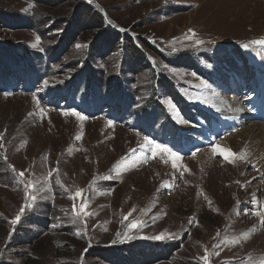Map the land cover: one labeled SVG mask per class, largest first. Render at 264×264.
<instances>
[{
    "label": "rangeland",
    "instance_id": "374dc122",
    "mask_svg": "<svg viewBox=\"0 0 264 264\" xmlns=\"http://www.w3.org/2000/svg\"><path fill=\"white\" fill-rule=\"evenodd\" d=\"M0 12V49L48 68L31 93L0 91V264H264V0H0ZM99 30L111 37L97 53ZM20 172L43 190L26 192Z\"/></svg>",
    "mask_w": 264,
    "mask_h": 264
},
{
    "label": "trees",
    "instance_id": "16d2710c",
    "mask_svg": "<svg viewBox=\"0 0 264 264\" xmlns=\"http://www.w3.org/2000/svg\"><path fill=\"white\" fill-rule=\"evenodd\" d=\"M37 1V0H36ZM76 10L73 11L70 15V21H72V24H76L78 20H82V12L84 9H88L84 7V5H79L75 8ZM1 13V12H0ZM1 19H8L10 17L9 15L2 13ZM91 17L93 20H95L96 25L99 27L102 25V22L100 18L92 11L90 13ZM0 19V20H1ZM90 19V18H89ZM8 20H5V22L0 23V25H7L6 23ZM88 23V22H85ZM91 25V24H90ZM89 25V27H90ZM88 30V28H87ZM105 30H99V32L93 37L94 38V45L92 43V47L95 48L93 52L100 53L103 51L104 43H110V37L105 38ZM119 40L118 37H113L114 44ZM105 41V42H104ZM72 43V36L69 35L68 40L64 41V46H61L58 49H53L51 48L47 54H50L48 59L46 58L47 54L45 55V63H48V66L50 64L57 62L63 53L68 50L70 44ZM16 50L9 48V49H0V91H5L8 89H19L20 92H25V93H31L33 92L34 89L38 88L41 86V82H43L46 79V71L44 69L37 70L33 65H29L26 63L22 58H20L17 53H15ZM23 52V51H22ZM21 52V53H22ZM84 69V73H85ZM44 72V73H42ZM45 77V78H44ZM77 80V77L75 78V81ZM16 81L18 83H16ZM39 252V251H38ZM90 253V252H89ZM94 253H97L94 251ZM96 257L98 254H95ZM36 264V262L34 263Z\"/></svg>",
    "mask_w": 264,
    "mask_h": 264
},
{
    "label": "snow or ice",
    "instance_id": "6c2138e0",
    "mask_svg": "<svg viewBox=\"0 0 264 264\" xmlns=\"http://www.w3.org/2000/svg\"><path fill=\"white\" fill-rule=\"evenodd\" d=\"M190 31H191V30H190ZM194 36H195V33H192V37H194ZM192 37H188V36H186L185 38H186V39H192ZM39 43H40V38L37 36V37H36V42L33 44V47H37V46L39 45ZM203 43H204L203 40H198V39L195 40V44H196V45H202ZM79 47H80V45H77V48H79ZM244 47H247V45H244ZM175 50H176V49L173 48V51H175ZM47 83H48L47 81L44 82L45 85H47ZM37 103H39V102H37ZM168 103H169V107H174V106L171 104L170 101H169ZM41 111H43V109H41ZM65 115H76L77 118L80 119V120H84V119H86V117L81 116V115H79L78 113H75V112H72V113H65ZM0 138H2V137H0ZM77 139H80V137L78 136ZM0 147H3V145L0 144ZM140 148H142V149H147L148 151L153 152V153H154L155 149H161V150H163V151H165V152L170 153V154L172 155V157H173V167L176 166V165H175V161H176V160H180V157H179L176 153H172V152H171V149H168V148H166V147H164V146H162V145L156 144L153 140H150V139H148L147 137L144 138V141H143V143L140 145ZM133 151H135V150H133ZM213 151L215 152V151H217V149H213ZM228 153H229V155H232V156L237 155V154H235V153H232L231 150H228ZM221 154H223V152H221ZM228 158H229V156L226 155V156H225V159H228ZM4 159L7 160V157L5 156ZM230 162H231V161H230ZM12 170L15 171V168L13 167ZM24 175H25L24 172H20V173H19V177L21 178V179L19 180V183L24 184V187H25V191H26V192H28L30 189H34L36 193H39L40 191L43 190L42 188H36V187H35V184H34L31 180L25 181V180L23 179ZM48 178H49V181H50L51 178H52V171H49V173H48ZM56 182H57V183H60L58 179H57ZM39 183H40V180H37V181H36V184H39ZM61 186H62V185H61ZM81 194H82V190H78V191L75 193L74 197H70V199H75V198H77V197H81ZM30 199H31L32 201H35V200L37 199V195H31V196H30ZM26 206H30V205H26ZM86 207H87V204H83V205H81V207H80L79 210L77 211V210H76V207H75V204H73L72 212H73V214H74V217H76V218L80 217L81 213H83L85 216L94 214V213H88V212H86V211H85V208H86ZM23 210H24V209L22 208V209H21V212H23ZM133 211H135V209L131 210L126 216H124V220H127L128 217L132 215V212H133ZM257 215H259V213H257ZM19 219H20V216L17 215L16 218L13 219V220L11 221V223H12V224H15V223H17V221H18ZM72 222L75 223V222H76V219H73ZM190 222H191V221H190ZM141 223H142V222L139 221V220H132V221L130 222L129 228H130V229H132V228H136V227L140 226ZM153 238H154V239H163L164 236H163V235H158V236L153 237ZM170 238H174V236H171V235H170ZM235 242H236V243H239V240H236ZM89 246H91V245H89ZM205 251L207 252V250H205ZM202 259L204 260V264H208V257H207V255H205L204 257H202Z\"/></svg>",
    "mask_w": 264,
    "mask_h": 264
},
{
    "label": "bare ground",
    "instance_id": "6f19581e",
    "mask_svg": "<svg viewBox=\"0 0 264 264\" xmlns=\"http://www.w3.org/2000/svg\"><path fill=\"white\" fill-rule=\"evenodd\" d=\"M231 99H234V98H231ZM230 100V99H229ZM235 100V99H234ZM228 105V104H227ZM232 106V105H231ZM235 108V107H234ZM233 108V109H234ZM244 110V109H243ZM242 110V111H243ZM240 111V110H239ZM236 112V111H235ZM241 113V112H240ZM239 113V114H240ZM240 116V115H239ZM244 120V119H243ZM237 122H239V121H237ZM236 124V123H235ZM244 123L243 122H240V124L239 125H243ZM245 126V125H244ZM258 130H257V133H256V136H255V138L257 139V140H259V141H264L263 140V137H264V125H258ZM252 131V130H251ZM263 144V143H262ZM261 144V145H262ZM259 158H261V159H263L264 158V151L262 152V155H260L259 156Z\"/></svg>",
    "mask_w": 264,
    "mask_h": 264
}]
</instances>
